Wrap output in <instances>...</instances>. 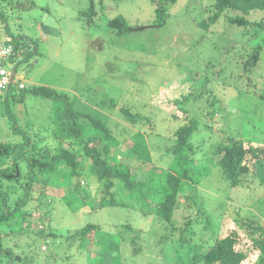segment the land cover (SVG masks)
<instances>
[{
  "label": "rangeland",
  "instance_id": "1",
  "mask_svg": "<svg viewBox=\"0 0 264 264\" xmlns=\"http://www.w3.org/2000/svg\"><path fill=\"white\" fill-rule=\"evenodd\" d=\"M175 1L165 12L163 25L155 27L158 17L150 0H12L14 3L19 2L23 13H13L18 19L15 26L14 22L8 21L9 31L12 34L24 35L36 47L35 54L15 67L25 86L24 90L14 89L10 92V96L14 95L17 100L22 93L24 95L23 99L15 101L18 124H35L43 131L51 125V111L69 101L74 110L98 120L115 135L117 145L110 147L108 160L115 162L113 158L117 157L116 162L130 163L131 175L145 172L146 167L153 168L154 173L158 175L161 169L165 168L162 164L165 160L161 159L162 163L156 160L159 159V152H166V147L177 137L179 128L189 120L195 119L197 124L199 122L198 129L190 139L193 145H200V151L196 149L191 155L195 164L206 157L205 152L213 139L212 136L221 137L225 134L226 121L232 124L238 122L237 127L233 126V129L239 131L240 137L259 139V132L264 135L262 102L249 94L237 95L233 91L235 87L232 86H226L221 92L209 83L204 84L205 64L214 65L213 68H206L209 74H213L211 70L217 72L225 59L232 56L224 51L231 38L228 28L224 32L216 31L218 37L207 38L204 30L197 27V23L208 15L214 0ZM260 13L259 15L264 16ZM117 16L123 18L125 26L129 29L121 35L106 26L107 21ZM262 36L264 37V33ZM236 38L242 41L241 36ZM250 74L254 76L255 89L264 93V58ZM216 79L220 80V77ZM228 82L231 80L228 79ZM37 86L62 94V101L56 102L55 98L43 99L32 95L31 89ZM204 92L207 93L204 95ZM212 100H216L214 105ZM121 109H127L131 114L142 117V120L132 123ZM227 113L231 116L226 119ZM79 122L85 129H91L87 120L83 122L81 118ZM205 123H208L211 129L203 128ZM18 126L23 133L20 136L12 131V124L3 123L0 119V143L7 138L8 142L4 143L16 144L26 138L32 141L35 135L41 134L26 128L25 125ZM137 131L145 134L150 144L153 160L150 164L139 162L136 153L128 152L134 143L131 141L133 134ZM250 131L255 133L254 136ZM100 134L101 131L88 133L90 136ZM46 136H49V132ZM48 140L49 138L46 142ZM151 142L157 144V156L153 152ZM105 143V140H97L95 145L102 151ZM85 161L88 162L89 159ZM137 163L144 165L135 166ZM18 165L21 169L22 161H18ZM84 169L82 166L80 170ZM209 173V176L202 178L197 184V194L193 201L191 198H181L183 206L179 205L174 217L177 227H182L189 215L193 219L187 228L192 237L190 244L199 245L202 252L214 243L217 236L233 228H239L243 243L247 244L249 232L240 226V223H243L245 217H255L264 224V187L260 184L255 187L251 185L253 189L245 200L243 192L230 188L222 181L216 168L211 169ZM90 176L80 181L79 191L83 192L81 195L87 196L83 198L84 201L94 193H99L96 190L95 177L92 174ZM7 184L4 182L5 186ZM43 189L41 185H33L35 194L31 204L41 205L37 201V193L43 191L44 201L52 203L48 213L54 220L58 214H62L64 202H58L61 200L54 196V188ZM189 190H186V193L191 197ZM200 199L202 201L193 207L192 204L198 203ZM93 206L98 207V202ZM155 206L151 204L142 209L150 214L148 222L153 234L150 243L153 245L159 239L165 240L166 236L175 238L174 241L180 243L178 239L182 238V229L179 228L172 234L170 228L153 216ZM37 210H30L27 220L30 225H26L20 217L22 211L13 212L8 223L0 225V242L4 249L20 257L32 255L33 262L30 261V264H100L103 259L108 260L109 256L103 255V245L95 238H89L83 243L77 237H74L73 241L71 238L66 240L75 234L79 225L85 224L98 225L102 232L100 234L110 229L117 233L123 231L119 241L107 238L112 243L119 244L123 250L121 256L126 260V264L147 262L146 259L137 261L138 257L133 258L132 254H129L127 235L125 230H122L124 224L135 223L139 217L136 210L126 209L118 212L113 208H103L96 213L89 211L87 216V212L82 208L74 207L66 211V215H73L68 221L63 222L62 218L57 216L52 223L47 217L38 222L37 216L43 212L41 209ZM139 221L137 226L144 230V225L148 224L141 219ZM49 225L52 230L48 228ZM38 230H43L42 236L38 234ZM141 234L145 236L146 232ZM164 245L165 254L168 257L174 255L169 243L165 241ZM153 247L155 248L154 245ZM66 251L72 255L70 259L66 258ZM179 252L185 253L186 248ZM152 253L160 259L157 248ZM159 262L165 263L156 261Z\"/></svg>",
  "mask_w": 264,
  "mask_h": 264
},
{
  "label": "trees",
  "instance_id": "2",
  "mask_svg": "<svg viewBox=\"0 0 264 264\" xmlns=\"http://www.w3.org/2000/svg\"><path fill=\"white\" fill-rule=\"evenodd\" d=\"M150 1L154 4L155 14L158 17L154 26L160 27L163 25L162 19L165 12L176 1ZM210 6L208 15L197 23V27L204 30L207 38L218 37L216 31L224 32L228 28L231 38L224 51L232 56L225 59L217 72L211 70L213 74H209L206 68H213L214 65L206 63L204 84L209 83L221 92L226 86L235 87L233 91L237 95L249 94L262 102L261 106L264 105V93L255 89L254 76L250 74L257 67L259 61L264 58V37L262 36L264 16L259 15L260 12L264 15V0H214ZM22 8L19 2L0 0V48H6L9 52L4 64L10 61L18 64L35 54L36 47L33 42L22 34H12L9 31L8 21L14 22L15 26L18 18L14 17L13 13L22 14ZM19 24L18 28L20 29ZM106 26L118 35L129 30L121 16L107 21ZM238 36H241V42L236 38ZM214 75L216 78L220 77V80L213 78ZM228 79L231 82H228ZM262 86H264V81ZM253 89L254 92H252ZM30 93L43 99L55 98L56 102L62 101V94H57L43 86L32 88ZM206 93L204 92V95ZM13 96H10L9 89L5 93H0V119L3 120V123L12 124V131L17 136L23 134L18 126L21 124L26 128L39 131L41 134L35 135L32 141L26 138L16 144L4 143L8 142L7 138L0 143V225L8 223L10 215L15 211L19 213L22 211L19 214L20 217L24 223L26 222V225H30L27 221L30 213L37 209H41L43 212L42 215L37 216V221L42 222L43 217H47L51 223L56 220L57 216L61 217L63 222L68 221L73 215L70 213L66 215V211L72 210L74 207L82 208L84 212H87V216L89 211L96 213L103 208H113L118 212L130 209L136 210L139 217L133 225L124 224L122 230H125L127 235L126 240L130 246L129 254H132L133 258L138 257L137 261L146 259V264H161L160 262L156 263L157 260L164 261V264H264V224L255 217H245L243 223H240V226L249 232L247 244L243 243V237L238 232L239 228H233L228 229L223 235L217 236L214 243L204 252L201 250L202 247H198L199 245L190 244L192 237L188 234L190 230L187 228L190 227L193 219L188 215L183 226L177 227L174 218L179 205L183 206L181 198L185 197L186 200L191 198L193 201L197 194V184L201 182L202 178L209 176L211 169L216 168L222 181H225L230 188L243 192L245 200L253 189L251 185L255 187L260 184L264 187L263 132H259L261 135V137L258 136L259 139L254 137L246 139L239 136V131H235L236 128L233 129V126L237 127L238 122L232 124L226 121V128L229 132L226 130L221 137L212 136L213 139L205 152L206 157L195 164L191 155L195 153L196 149L200 151V145H193L190 139L193 132L198 129L199 122L197 124L195 119L189 120L187 124L179 128L176 133L177 137L173 138L171 142H174L166 147V152H159V159L156 160L160 163H162L161 159L165 160V163H162L165 168H162L158 175L151 167H146L145 172L131 175L129 173L130 163L116 162L117 157L113 158L115 162L108 160V155L111 154L110 147L117 145V138L101 122L87 114L77 112L71 107V102L67 101L63 106L51 111V125L40 131V128L35 124L27 125L24 122L18 124L14 109L16 108L15 101L23 99L24 95L22 93L18 100ZM215 101L212 100V105ZM111 102L113 103V101ZM121 111L132 123L142 120V117L131 114L127 109H121ZM228 116L231 115L227 113L225 118H229ZM81 118L83 122L87 120L91 124V129L84 128V125L79 122ZM203 128L211 129V126L205 123ZM94 131H101V134L88 135L89 132ZM48 132L50 137L46 136ZM250 133L253 134L252 136L255 134L252 131ZM47 138L49 140L46 142ZM97 140L107 142L103 145L102 151L95 145ZM131 141L134 143L129 147L128 152L136 153L139 156V162L150 164L153 160L150 144L145 134L137 131L133 134ZM65 143L66 145H64ZM156 145L151 142L153 152L157 156ZM86 159L89 161H85ZM18 161L23 163L21 169ZM141 164L137 163L135 166L144 165ZM82 166L85 168L83 171L80 170ZM91 174L96 179V190L100 194L94 193L92 197H88L84 201L83 198L87 196L81 195L82 191H79L80 181L86 176L91 177ZM4 182L8 184L5 186ZM34 184L41 185L44 189L54 188V196L58 197L57 200H61L58 202H64L62 207L65 208L62 209V214H58L54 220L48 213L52 203L44 201L43 191L37 193V201L42 206L31 204L32 201L34 202L35 191L32 190ZM63 188H66L65 192ZM188 189H190L191 197L186 193ZM201 201L202 199L198 203H193L192 206L194 207ZM95 202H98V207L93 206ZM151 204L156 205L153 216L170 228L172 234L179 228L182 229V238L178 239L180 243L174 241L175 238L166 236L165 240L162 238L153 244L159 250L160 259L154 257V253H152L155 248L150 243L153 237L148 222L150 214L142 210ZM262 205L264 206V200H262ZM189 206L191 205L189 204ZM222 213L224 212L222 211ZM139 219L149 225H144L146 230L137 226L140 223ZM48 228L52 230L51 225ZM140 232H146L145 236ZM100 233L102 232L98 225H79L75 234L66 240L71 238L73 241V238L77 237L83 243L89 238L92 240L95 238L104 247L103 255L109 256L108 260L103 259L100 264H126V260L121 256L123 250L119 244L112 243L107 238L119 241L123 231L117 233L110 229L106 233ZM38 234L42 236L43 230H38ZM165 241L169 243L174 255L168 257L165 254ZM183 248H186V252L180 253L179 251ZM65 254L68 259L72 256L69 251H66ZM251 257L255 260H251ZM32 258V255H28V257L26 255L24 257L16 256L8 249H4L0 242V264H30V261L33 262Z\"/></svg>",
  "mask_w": 264,
  "mask_h": 264
},
{
  "label": "built area",
  "instance_id": "3",
  "mask_svg": "<svg viewBox=\"0 0 264 264\" xmlns=\"http://www.w3.org/2000/svg\"><path fill=\"white\" fill-rule=\"evenodd\" d=\"M9 56L8 50L6 48H0V93L7 91L11 83L14 81L13 77L14 71L9 70L3 63ZM21 87V85H20Z\"/></svg>",
  "mask_w": 264,
  "mask_h": 264
},
{
  "label": "clouds",
  "instance_id": "4",
  "mask_svg": "<svg viewBox=\"0 0 264 264\" xmlns=\"http://www.w3.org/2000/svg\"><path fill=\"white\" fill-rule=\"evenodd\" d=\"M4 64V63H3ZM9 70H12L14 71V77H13V82L11 83L10 87L8 88L10 90V92L14 89H17V90H24L25 89V86L24 84L22 83V76L18 77L17 73H16V70H15V67L17 65L16 62L14 61H10L8 62L7 64H4ZM21 85V87H20ZM39 87V86H38ZM6 91H3V93H5ZM19 98V97H18Z\"/></svg>",
  "mask_w": 264,
  "mask_h": 264
}]
</instances>
